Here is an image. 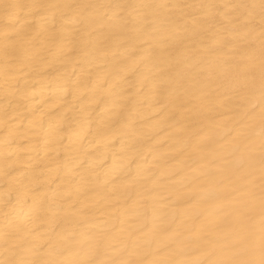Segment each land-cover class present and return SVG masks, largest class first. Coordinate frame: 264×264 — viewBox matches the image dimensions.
<instances>
[{
	"label": "bare ground",
	"instance_id": "bare-ground-1",
	"mask_svg": "<svg viewBox=\"0 0 264 264\" xmlns=\"http://www.w3.org/2000/svg\"><path fill=\"white\" fill-rule=\"evenodd\" d=\"M0 264H264V0H0Z\"/></svg>",
	"mask_w": 264,
	"mask_h": 264
}]
</instances>
